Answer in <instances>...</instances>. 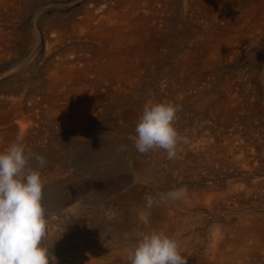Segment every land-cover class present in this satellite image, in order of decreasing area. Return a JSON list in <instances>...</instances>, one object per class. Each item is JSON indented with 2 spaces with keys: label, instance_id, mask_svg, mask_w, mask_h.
Masks as SVG:
<instances>
[{
  "label": "bare ground",
  "instance_id": "6f19581e",
  "mask_svg": "<svg viewBox=\"0 0 264 264\" xmlns=\"http://www.w3.org/2000/svg\"><path fill=\"white\" fill-rule=\"evenodd\" d=\"M5 1L6 0H0V12L3 10ZM14 1L16 2L18 0ZM46 1L55 2L63 0ZM170 1L171 0H110L109 2L108 0H86L85 3L81 5L83 7L81 8L82 12L78 9L82 14L80 16L81 18L78 19L81 20L85 28L82 34H85L87 39L91 37L94 39L93 41L97 40L105 50L92 51L91 49L89 52H79L71 49L72 51H63L59 54V60L56 62V65H54V70L49 73L46 83L48 85L46 95L49 100H51V104L49 103V107L46 105L47 109L43 112L53 116L55 121L57 120L56 122L62 127L69 128L76 123H89L88 121L90 118L95 117L98 113H100V115L103 114L109 105L106 103L104 104V101L110 98L111 95L113 96L115 94L117 98H123V101H125L130 96H135L141 91V87L144 88V86V90H146L148 94L147 96L143 94L142 97L145 98L146 101L148 100V103L161 102L162 98L164 101H173V98L175 100H180L184 97L189 98L191 95L197 93L201 94L204 90L211 89L216 84V81H218L216 73L218 70H222L238 62L242 57L247 56L248 54H246V51H241V47L244 45L250 47L249 44H253L264 48V0H182L185 12L190 11L198 13V20H195V23L197 22L198 25L194 24L198 26V28L194 27V25H182L180 22L177 28L178 32L182 34V36L184 34L186 37L184 39L191 38L195 33L199 32L197 34L196 47L198 49L200 47H209L210 49L197 50L198 52L187 51L183 55H180L177 63L174 64V74L173 66L172 68H167L168 65L165 64L166 66L162 67L163 69L159 75L157 74L159 84L158 87L156 86L157 90L156 88H146L147 77L156 74V67L159 65L161 66V61L159 59L161 57L158 54L159 51H155L158 44L155 46L156 41L153 42L152 35L155 26H162L157 25V23L159 24L163 21L161 16L167 13V3ZM117 4L122 5L119 11L117 9ZM238 4H241V6ZM209 10L214 12V15L210 17L212 19L209 23H207L208 18L201 22L200 18L202 17L203 19V16L206 15ZM139 12H141V14ZM204 25L207 26L205 27ZM62 26L64 27V24H60L59 22L54 24L51 23L50 29L56 30L59 28L58 31H60L62 30ZM78 26L80 27V25ZM218 27H220V29H218ZM232 27L237 28L239 32L236 34L235 31L236 36H233V38H227V36L225 38L224 35L225 39L223 38V40L217 35L218 38L214 39V37H212L213 35H206L203 31L204 29H207V31L211 29L210 31L214 33H221ZM5 29L6 28L0 29V34L3 35ZM6 33L8 34V32ZM39 33L40 32H38V34ZM182 36L180 35V37ZM0 40L2 42V38H0ZM1 46H3L2 43H0V47ZM263 48L261 49L263 50ZM11 52L12 50L6 51L4 48H0V64H6L10 59ZM260 74L259 87L253 86L250 76L246 74L239 76L229 74L225 76L222 83L220 82L221 86L219 85L220 87L216 89L210 97L205 99V101L201 103V106L206 108L210 113L215 114L219 120L218 124L226 123V126L238 128L239 125L235 121L238 119L240 124L242 121L245 122V129H250L248 125L252 120L254 121V118L264 116V68ZM216 87H218V85ZM2 90L4 95L0 97V151H4L10 145V142L18 135L26 137L32 134L33 120L37 115L35 112L33 113V111L38 105L35 99L36 97L33 96L34 93L32 89H28L26 84L25 86L18 85L11 88L0 89V92ZM149 97L150 99H148ZM28 101H30V103H28ZM16 117L19 119L17 120ZM218 124L216 125L218 126ZM34 126H36V123ZM206 126L207 125H205V128ZM225 136L224 133L223 137L225 138ZM221 137L222 136H217L216 139L203 138L201 141L202 143L198 142L200 144H196V141H193L195 144L191 146L186 145V147L185 143L179 145L177 156L174 159H181L182 161L177 165L175 164L174 167L177 169L176 171L173 169L172 162L170 165L171 175L169 174L170 172L167 173L166 171H156L154 174L152 173V169L154 168L161 169L159 166L165 155L163 150L157 149L152 152L150 159L141 161V164L137 165V176L139 175V177H142L146 186L152 181L162 188L167 187L168 190L183 188L186 190V195L181 201L164 202L160 203L158 206L154 205L150 210L151 215L148 218V222H140L138 225L136 224V226V210L144 209L145 195L142 196V198L131 200V211L130 214L128 213L130 216L127 214L128 218L125 217V223L123 222L125 225L124 230L127 231V229H131L130 226L132 227L133 223L135 227L131 230H135L136 232L146 233L152 229H164L167 234L176 235L181 239L180 246L183 245V247L187 248L186 246L189 247L192 242L194 243L191 248L195 247L194 245L196 244L199 246L200 240L204 237L202 236L203 234H201L202 238H200V235L196 233V224L188 225L190 219L193 220L196 216L199 220L206 211H209L211 214L222 212L225 208L239 203L238 201L243 199V197L246 198L247 195L252 194L254 190L258 189L257 187L263 186L264 180H253L254 182L252 185L249 183L250 177L258 170H261V165L259 167L257 162L251 164V162H254L258 158L255 157L257 159L251 161L252 158L248 156L249 152L245 154L244 150L238 147L239 144L236 146L234 142L226 144L227 151L230 150L227 152V156H220L219 153L224 149L219 145L221 142L220 140L224 139ZM262 144L257 146L260 147ZM248 147L249 146H247V148ZM263 147L261 148L262 154L259 155V160L261 159L262 162H264ZM110 151V147H96L93 151L94 160L97 162H104L110 159ZM190 151L194 153V155L187 154V152L189 153ZM235 152L239 154L236 155ZM229 154L233 155H231V159L235 161L218 163V161H227L230 156ZM254 156H256V154ZM173 170L176 176L174 180L172 175ZM227 177L231 178L225 180ZM81 188L82 187L74 186L73 189L75 190H73L67 198L69 202L67 203L66 209L71 212H75L78 205L80 206V202L79 204L73 202L80 194ZM57 189L58 187H54L55 191ZM145 192L147 193L146 188ZM173 205L175 208H173ZM225 219H220V222H216L218 225L216 224L217 227L215 226V231L214 229L212 230L215 233H211V235H213L211 236V246L207 252V254L209 253L211 255L209 258L203 255L205 258H201L199 256V251L196 250V257L192 258L195 264H222L224 261L226 264H260V262L264 261V221H262L260 217L244 218L240 220V222L237 221V223H233L232 219L230 220L227 218L226 221ZM233 226L238 227L232 229ZM96 227L98 228V225H96ZM125 233L128 235L131 234L129 231L124 232V234ZM185 233H189L190 236H184L183 238ZM181 249L184 250L183 248ZM191 250L192 249H190V251ZM117 254H119V252ZM236 260L238 261L237 263L235 262ZM121 261L123 262V260ZM124 261L123 264H129L126 258Z\"/></svg>",
  "mask_w": 264,
  "mask_h": 264
},
{
  "label": "rangeland",
  "instance_id": "374dc122",
  "mask_svg": "<svg viewBox=\"0 0 264 264\" xmlns=\"http://www.w3.org/2000/svg\"><path fill=\"white\" fill-rule=\"evenodd\" d=\"M85 1L86 0H63L47 2L46 0H18L15 2L14 0H6L4 2L3 10L0 12V29H6L3 35L0 34V38H2V42L0 40V43L3 44L0 48H4L6 51L12 50V54L10 55L11 60L9 59L6 64H0V89L11 88L18 85L25 86L26 84L28 89H32L35 94H33V96L36 97V102H38V105L33 111V113L35 112L37 115L33 120L32 134L23 137V143L26 149L44 156L48 162L46 167L41 169L43 179L45 178L43 204L46 209L48 220V234L44 243L50 248L49 251L50 254L54 256L52 259H55V264H123L127 257L128 249L134 246L136 240L137 232L131 229L134 228L136 224L138 225L140 223L137 219L135 221V226L133 223L132 227L130 226L131 229H127L131 234L128 235V239H125L124 232L127 231L124 230L125 225L123 222L125 223L127 214H130L132 206L131 200L142 198V196L147 195V193L156 195L157 193L170 191L167 187L162 188L152 181L146 186L142 177H139V175L137 176V165L141 164L143 160L150 159L153 152L147 155L139 154L134 147L133 141L129 138L135 135V127L139 116L142 114L144 105L148 103V100L146 101V99L142 97L143 94H146V96L148 94L146 90H144L145 86L144 88L141 87V91L137 93L138 95L130 96L126 100L124 99L125 101H123V98H117L115 94L110 96L112 99L106 97L107 99L104 101V104L106 103L110 106H107L103 114L100 115V113H98L95 117L90 118L88 121L89 123L85 122L86 124L81 122L69 128L62 127L56 122L57 120L55 121L53 116L43 112L44 110L46 111L47 106H50L49 103L51 104V100H49L46 95V89H48L46 83L49 73L54 70V65H56V62L59 60V54L63 51L72 50H77L79 52H89L91 49L92 51L105 50L97 40L93 41L94 39L91 37L87 39L85 34H82L85 28L78 18H81L80 16L82 14L80 11L81 8H83L81 5L85 3ZM108 1L110 2V0ZM238 5L241 6V4ZM117 6L119 11L122 5L117 4ZM78 9L80 11H78ZM139 13L141 14V12ZM212 15H214V12L209 10L208 13L203 16V19L202 17L200 18L201 22L208 18L207 23H209L212 19L210 18ZM161 18L163 21L159 24L157 23V25L162 26H155L152 35L153 42L156 41L155 46L158 44V48L156 47L155 51H159L157 52L161 57L159 58L161 66L159 65L156 67L157 73L152 74L151 77H147V83L145 82L147 84L146 88L150 87L151 89H155L156 86H159L157 76L163 69L162 67L168 65L167 68H172L173 66L174 74V64L177 63L180 55H183L187 51L196 52L197 50L201 51L209 48L200 47L198 49L196 47L197 34L199 32L187 39H184L186 38L184 34L182 36V34L178 32L177 28L180 22L182 25H198L197 22L195 23V20H198V13L190 11L185 12L182 0H171L168 2L167 13L162 15ZM58 22L64 24L62 30L58 31L59 28L56 29L57 31L50 29L51 23L54 24ZM78 25H80V27ZM196 25H194V27L198 28ZM204 26L206 27L207 25ZM218 29H220V27H218ZM210 30L211 29L207 31V29H204L203 31L206 35H213L212 37H214V39L219 37L221 40H223L224 35L225 38L226 36L227 38H233V36H236L239 32L237 28L234 27L228 28L227 31L221 33H214ZM6 32H8V34ZM38 32L40 33L38 34ZM180 35L182 37H180ZM247 46L248 45H244V49L241 47V51H246V54L250 56H244L238 62L222 70H218L216 72L218 81H216V84L211 89L204 90L201 94L197 93L198 95H191L189 98L184 97L180 100H175L173 98V101H171L182 105V111L178 113L175 127L181 135L183 134L182 136L185 138L187 137L186 139L188 141L185 143V147L186 145L191 146L195 144L193 141H196L197 144L201 142L203 138L216 139L217 136H222L221 138H224L223 136L225 133L227 137L225 136L224 139H221L219 144L224 148L219 153L220 156L226 157L227 152L230 151H227L226 144L234 142L236 146L239 144L238 147H241L245 154L249 152L248 156L252 158L251 161L258 158L254 162H251V164L257 162L259 167L261 165V170H258L250 177L249 183L252 185L255 180H264V162H262L261 159L259 160V155L262 154L261 148L264 145V116L254 118V121L252 120V122L249 123L248 126L250 129L248 130L245 129V122L242 121L241 125L238 119L235 120L239 125L238 128H233L231 126H226V123L218 124L219 120L215 114L210 113L206 108L201 106V103L221 86L224 77L229 74L235 76L246 74L250 76L253 86L259 87L260 73L264 68V48L253 44H249L250 47ZM260 47L263 48V50ZM217 85L218 87H216ZM2 95H4L3 90L0 92V97ZM148 99H150V97ZM162 101H164L163 98ZM28 103H30V101H28ZM26 113L29 114L28 112ZM90 121L93 122L91 123ZM35 123L36 126H34ZM216 124H218V126ZM205 125H207L206 128ZM204 133L208 135L206 134L205 136ZM14 140L15 139L12 141ZM259 144L262 145L258 147ZM99 146L111 148L110 159L104 162H97L94 160L93 151ZM247 146L249 147L247 148ZM187 154L194 155L191 151L189 153L187 152ZM235 154L238 155L239 153L235 152ZM255 154L256 156H254ZM229 155L227 161H218V163L235 161L231 159L233 155ZM189 156L192 157L191 155ZM166 159L165 152L160 163L161 165L159 166L161 169H152L153 174L156 171H166L167 173L170 172L169 174L171 175L170 165L172 162L173 169L176 171L177 169L174 167L175 164L177 165L182 161L181 159H177L180 162L176 159ZM29 164L33 168L37 167L34 159L30 160ZM174 170L172 174L173 180L176 177L174 175ZM230 178L231 177H227L225 180ZM74 186L82 187L80 194L73 202L77 204L80 202V206L78 205L75 212H71L66 209V206L69 202V200H67L69 194L75 190L73 189ZM261 186L257 187L258 189L254 190L252 194L247 195L246 198L243 197V199L239 200V203L225 208V210H223L224 212L211 214L209 211H206L202 216L203 218L201 217L199 219L202 221H199L194 214L195 219L192 217L193 220L190 219L188 225L196 224V233L200 235V238H202L201 234H203L202 236L204 238L201 239L202 242L200 240L199 246L196 244L194 245L195 247L191 248L194 242H192L189 247L186 246L187 248L183 247V245L180 246L184 249L182 250V255H185L184 258L187 260V264H195L192 258L196 257V250L199 251V256L201 258L204 256H208L207 258H209L211 254H207V252L211 246V236H213L211 233H215L216 224L218 225L216 222H220V219L224 220L225 218H229L230 220L232 219L233 223H237V221L240 222V220L244 218L260 217V219L264 221V185ZM54 187H58V189L55 191ZM145 188L147 193L145 192ZM173 208H175L174 205ZM96 225H98V228ZM237 227L238 226H233L232 229H236ZM213 229L214 231H212ZM184 236L188 237L190 235L189 233H185L183 238ZM180 240L181 239H179V241ZM189 248L192 250L190 251ZM118 252L119 254H117ZM121 260H123V262ZM235 262L237 263L238 261L236 260ZM263 263L264 261L260 262V264ZM222 264H226V262L224 261Z\"/></svg>",
  "mask_w": 264,
  "mask_h": 264
},
{
  "label": "clouds",
  "instance_id": "9594fccd",
  "mask_svg": "<svg viewBox=\"0 0 264 264\" xmlns=\"http://www.w3.org/2000/svg\"><path fill=\"white\" fill-rule=\"evenodd\" d=\"M182 105L172 101L149 102L143 107L135 127L133 141L136 151L147 155L157 149L166 152L169 160L177 156L178 146L187 143L175 123ZM23 136L18 135L0 151V264H55L45 245L47 216L43 204L46 167L44 156L26 149ZM35 160L37 167L30 166ZM186 190L173 189L144 197V209L136 210L137 219L147 223L153 206L183 200ZM128 239V234H124ZM129 264H187L180 241L164 229L137 232L135 244L127 251Z\"/></svg>",
  "mask_w": 264,
  "mask_h": 264
}]
</instances>
